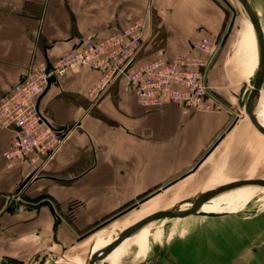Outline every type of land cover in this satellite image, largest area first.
<instances>
[{
	"label": "crops",
	"instance_id": "obj_1",
	"mask_svg": "<svg viewBox=\"0 0 264 264\" xmlns=\"http://www.w3.org/2000/svg\"><path fill=\"white\" fill-rule=\"evenodd\" d=\"M232 7L231 0H0V98L23 78L30 64L49 63L82 41L99 39L129 23L145 20L142 43L130 68L172 57L204 36L214 42L213 49L202 54L207 60L203 75L208 111L184 110L173 103L143 106L122 76L95 99L90 91L101 73L77 66L54 78L37 99L43 120L54 129L68 130L52 158L38 167L18 158L6 160L3 151L16 128L0 129L1 252L23 246L38 252L47 249L39 243L48 227L51 237L46 245L64 250L59 243L63 231L74 240L138 199L128 198L130 193H150L197 168L212 146L225 153L230 146L234 151V146L248 144L245 130L256 128L246 122L245 103L258 56L255 40L241 34L235 41L238 32L227 34ZM263 97L264 79L256 115ZM31 173L21 192L28 200L18 208L8 195ZM121 199L125 202L80 226L77 219L91 209L89 202ZM56 218L63 227L56 226ZM246 232L248 244L237 247L234 262L245 264L242 258L248 256L250 264H264V223L255 221ZM257 238L262 240L259 244ZM136 244L139 247L140 242ZM127 249L117 251L123 257ZM134 264L173 262L148 258Z\"/></svg>",
	"mask_w": 264,
	"mask_h": 264
},
{
	"label": "rangeland",
	"instance_id": "obj_2",
	"mask_svg": "<svg viewBox=\"0 0 264 264\" xmlns=\"http://www.w3.org/2000/svg\"><path fill=\"white\" fill-rule=\"evenodd\" d=\"M248 1L258 12L264 34V0ZM231 2L233 6L231 27L227 34L232 37L238 32L235 41L241 34H244L246 38L254 42L253 27L247 14L237 0H231ZM243 60L247 64L245 57ZM254 60V55H251V62ZM255 69L256 67H253V71ZM263 101L264 97L257 109V115L262 118H264ZM246 122L250 123L248 117ZM245 133L248 142L245 147L243 145L237 148L234 146L236 151H233L230 146V149L225 151L226 146H224L225 153H222L217 152L216 147L212 146L204 156L203 163L197 168L166 181L150 193L146 191L137 195L130 193L128 198L137 196L138 199L113 216L102 219L100 224H96L87 232L77 235L74 240L69 241L63 231L59 243L65 246L64 250L60 245H46L51 237L48 227L41 232V243H39L47 249H40L38 252L36 248L23 246L18 251L2 250L0 251V264H87L93 246L99 247L98 245L115 240L122 230L149 214L172 207L191 206V201L185 200L193 199L204 190L238 179H264V136L256 129L248 127ZM221 147L218 151H221ZM245 185L247 184H235L203 204L223 206L233 202L238 194L246 189H241ZM123 202H125L124 199L91 201L89 202L91 209L80 213L77 220L80 226H83ZM255 221L264 223V191L256 190L243 207L219 213L217 216L190 214L184 217L160 219L152 227L145 254L140 251L137 244L130 245L123 254L122 262L140 263L155 253L157 258H170L172 262V257H175L179 260L186 258L188 264H233L232 261L238 259L236 257L237 247L240 244L245 246L248 244L246 232L248 225L254 224ZM130 237L122 242L129 240ZM255 241L259 244L262 240L257 238ZM249 259L248 256L242 258L245 264H250ZM97 264L105 263L99 260ZM108 264L111 262L108 261ZM234 264L237 263L234 262Z\"/></svg>",
	"mask_w": 264,
	"mask_h": 264
},
{
	"label": "built area",
	"instance_id": "obj_3",
	"mask_svg": "<svg viewBox=\"0 0 264 264\" xmlns=\"http://www.w3.org/2000/svg\"><path fill=\"white\" fill-rule=\"evenodd\" d=\"M144 28L145 20L129 23L99 39L82 41L51 60L49 65L30 64L23 78L0 98V129L16 128L3 157L18 158L38 167L62 146L68 130L48 125L38 110L37 99L48 86L50 77H61L77 66L101 73L90 91L95 99L111 81L122 76L143 106L173 103L184 110H210L211 105L205 102L208 86L203 75L207 60L202 54L213 49L212 38L204 36L191 41L187 50L172 57H159L130 68L141 46ZM21 192L22 189L8 195L18 208H22L24 200Z\"/></svg>",
	"mask_w": 264,
	"mask_h": 264
},
{
	"label": "water",
	"instance_id": "obj_4",
	"mask_svg": "<svg viewBox=\"0 0 264 264\" xmlns=\"http://www.w3.org/2000/svg\"><path fill=\"white\" fill-rule=\"evenodd\" d=\"M242 8L244 9L245 13L247 14L252 26L253 30L255 32L256 41H257V53H258V64H257V70L255 74V78L253 81V86L249 91L246 103H245V113L248 116L250 122L253 124V126L257 129L258 132H260L264 136V127L260 124L256 112H255V105L257 103V100L259 99V92L261 88L262 81L264 79V34L263 30L261 28L258 16L255 12V9L251 6V4L247 0H237ZM49 65V63H47ZM54 80V77L49 78V83ZM34 173V172H33ZM31 173L25 180L19 185L18 190H21L22 187L27 183V181L30 179V177L33 175ZM250 184L254 186H260L264 187V179L262 178H244V179H238L233 182H229L224 185L216 186L215 188L204 190L202 192H199L193 199H188L185 201H191V206L186 210H179L176 207H172L168 210H158L152 214H149L143 218H141L139 221L131 224L126 229L122 230L118 236H116L115 240L105 246L100 252L96 254H92L87 262V264H95L97 261L105 258L109 253H111L124 239L131 236L135 231L143 227L144 225L165 218V217H184L190 214H198V215H204V216H217L216 213H206V212H199L200 207L203 203L209 201L212 197L215 195L223 192L224 190H227L234 186L235 184ZM22 198L24 200H28V197L23 193ZM47 198H51L50 196H47ZM56 226L62 225L60 218L55 219ZM71 238H74L75 236L73 234H70Z\"/></svg>",
	"mask_w": 264,
	"mask_h": 264
},
{
	"label": "bare ground",
	"instance_id": "obj_5",
	"mask_svg": "<svg viewBox=\"0 0 264 264\" xmlns=\"http://www.w3.org/2000/svg\"><path fill=\"white\" fill-rule=\"evenodd\" d=\"M255 12H256V14L258 16V12L256 11V9H255ZM258 19H259V16H258ZM259 22H260V19H259ZM253 32H254V30H253ZM254 36H255V32H254ZM255 45H256V50H257L256 36H255ZM257 56H258V53H257ZM257 118H258L260 124L264 127V120L261 119L258 115H257ZM243 188H246V189L243 190L242 192H240L233 202H230V203H228L226 205H223V206H211V205L202 204V206L199 209V212H206V213L212 212V213H216V214L230 212L232 210H235V209H238L240 207H243L244 204H246L252 198V196L254 195L256 190L264 191V187L254 186V185H250V184L245 185L241 189H243ZM189 207L190 206H183V207H177V208L179 210H186ZM165 210H168V209H165ZM159 220L150 222V223L144 225L143 227H141L140 229H138L137 231H135L130 237V242H128L126 244H122V243L119 244L111 253H109L105 258H103L101 260H103L105 264H108V261L111 262V264H125V262H122V256L117 251V248H128V246L136 244L137 241L140 242V245H139L140 251L143 254H145L144 251H147V249H148V243H149V240H150V233H151V230H152V226L154 225L155 222H157ZM111 242L112 241L107 242V243H105L103 245H98L99 247H94L93 246L91 251H90L89 258H90V256L92 254H96V253L100 252L105 246H107ZM111 256L115 257V259L118 260L119 262H117L116 260H113ZM97 262L95 264H97Z\"/></svg>",
	"mask_w": 264,
	"mask_h": 264
},
{
	"label": "flooded vegetation",
	"instance_id": "obj_6",
	"mask_svg": "<svg viewBox=\"0 0 264 264\" xmlns=\"http://www.w3.org/2000/svg\"><path fill=\"white\" fill-rule=\"evenodd\" d=\"M150 258L156 259L157 258L156 257V254L155 253H152ZM172 259H173V262H174L173 264H182L181 260H179L178 258L172 257Z\"/></svg>",
	"mask_w": 264,
	"mask_h": 264
}]
</instances>
